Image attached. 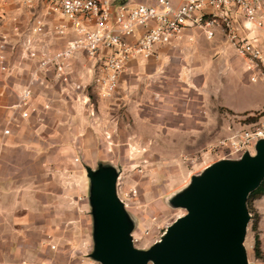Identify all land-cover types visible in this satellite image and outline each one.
<instances>
[{
  "label": "crops",
  "instance_id": "obj_1",
  "mask_svg": "<svg viewBox=\"0 0 264 264\" xmlns=\"http://www.w3.org/2000/svg\"><path fill=\"white\" fill-rule=\"evenodd\" d=\"M5 1H0V40L7 36L10 44L5 52V65L9 71L2 70L0 63V264H58L53 260L60 253H40V249L41 242L52 237L55 239L53 241L59 239L54 226L62 224L70 229L74 220L76 222L71 217H65L59 222V215L55 214V211L63 210V205L69 210L77 209L75 202L59 204L66 198L62 187L63 176L80 169L81 165L75 161L80 155L83 163V160L90 162L91 157H98L103 153L100 146L105 144L103 131L108 127L106 122H118L121 117L119 114L114 115L110 106L119 108L132 103V106L141 109L143 103L163 105V99L158 94L153 96L151 91L147 92L142 87L133 91L129 82L132 75L137 79L148 77L152 81L157 80L156 76L164 74L165 67V72L168 71V66L172 65L169 62L179 58L183 61L182 75L186 76V71H191L189 79H193V88L197 91L207 81L213 82L215 67L219 66L217 74L220 79L232 68H243L250 82L259 84L249 99L242 101L238 108L224 102L220 90L213 87L209 89L210 98L217 100L218 105L234 115L264 109V80L251 81L252 73L248 71V63L240 56L245 63L235 66V61L228 55L237 53L226 41L222 31L216 28L215 36L209 39L202 30L186 29L182 41L175 47H158L157 57L132 61L121 75L116 93L110 98L100 99L101 107L96 117H91L89 109L83 106V100L89 98L92 101L93 98L89 91L93 83L94 65L85 52H79L69 61V77L71 82L88 86L87 96L83 92L71 90L68 84L65 86L57 83L54 73L43 74L33 86L32 105L36 111L31 112L29 118H22L24 109L17 108L16 105L36 67L34 62L21 59V50L15 43L19 40L17 34L26 30L32 14ZM15 18L17 21H14ZM237 21L241 36L255 38L264 50V30L248 28L242 17H238ZM52 42V49L58 50L65 45L66 40L55 39ZM201 96V99H205L204 95ZM156 98L160 101H156ZM147 99L150 101L146 102ZM106 105L109 110L105 109ZM196 112L198 117L193 118L186 127L190 132H198L189 135L192 139L190 144L195 146L200 144L197 138L206 123L204 118H200L199 108ZM159 113L167 117H160V121L157 117H143L138 109L134 120L142 124L140 127L147 126L150 135L164 132L158 134L159 137L166 135L167 143H170L172 137L168 135L185 128L180 126L184 123L176 126L171 121L172 111ZM108 114L110 118L107 120ZM5 129H10L11 134L5 136ZM149 139L153 145H158L157 137ZM255 208L264 227V196L255 201ZM73 237L68 233L63 239L74 242ZM261 239L263 251L264 233L261 234Z\"/></svg>",
  "mask_w": 264,
  "mask_h": 264
},
{
  "label": "rangeland",
  "instance_id": "obj_2",
  "mask_svg": "<svg viewBox=\"0 0 264 264\" xmlns=\"http://www.w3.org/2000/svg\"><path fill=\"white\" fill-rule=\"evenodd\" d=\"M228 56L235 61L236 67L245 63V60H241L239 55H235L233 52ZM181 62L183 61L179 58L171 60L169 64L172 65L168 66V71L165 72V67L164 74L160 73L156 76L157 80L152 81L148 77L137 79L138 77L133 78L132 75L129 82L133 91L142 87L147 92L151 91L153 96L158 94L163 99L164 106L143 103L141 109L138 108L143 117H157V120L160 121V117H167V115L161 116L159 112L172 111L173 119L171 121L176 126L184 123L180 126H185V128L172 131V134L168 135L172 137L171 142L167 143L166 135H160V137L158 135L164 132H152L153 135H150L147 126H145L146 128L140 127L142 124L135 122V113L138 109L136 106H132V103L119 108L110 106L113 109V114H119L121 117L118 122H106L108 127L103 131L106 140H104L105 144L100 146L103 153L98 157H91L90 162L83 160V163H81L80 155L78 161H76L77 158L75 159L81 165L80 169L76 171L77 173L64 175L65 178L63 176L62 179L66 198H63L64 200L59 204L68 201L75 202L77 209L69 210L66 205H63V210L55 211V214L59 215V222L65 217L76 219V222L74 220L70 229H66L62 224L54 226L59 233V239L53 241L55 239L52 237L47 239L48 241L41 242L40 253H60V256L56 255L57 257L53 260L58 264H100L91 256L95 246V214L91 204V177L97 176L107 168H114L118 173L117 192L133 223L132 235L135 238L136 247L148 251L161 240L168 227L186 213L184 208L175 206L174 202L187 192L191 186L192 178L202 174L208 166L219 161L217 153L220 151V147L217 145L218 141L227 134L228 117L237 116V121H243L251 114H262L264 109L261 112H251L249 115H234L218 105L217 100L210 98L209 91L213 87L220 90L224 102L236 105L238 108L242 101L249 99V96L258 89L259 84L251 83L243 68H232L227 75L220 79L217 74L219 66L215 67L213 82L207 81L204 86L203 84L200 85L201 87L198 86L200 92L193 88V79L192 81L189 79L191 71L187 70V75H182L184 67ZM34 66L36 67V65ZM42 75L41 73L40 78ZM95 75L94 73L93 79ZM160 80L161 82H159ZM197 82L196 80L195 83ZM199 84L201 83L199 82ZM89 93L93 97L91 104H93L94 110L87 105L83 106L89 109L91 117H96L99 107H101V98L93 83ZM201 95H204L205 99H201L203 97ZM149 101L150 99L146 100V102ZM156 101L160 100L156 98ZM197 108H199L200 118L202 120L204 118L206 123L204 130L197 138L200 144L195 146L190 144L192 139L189 135L198 132H190L186 127L189 126V122L193 118L198 117ZM105 109L109 110L107 105ZM106 117L108 120L109 114ZM151 137L158 138L157 146L150 142L149 138ZM76 150L80 151L79 147H76ZM255 201L252 200L250 203L252 218L245 246L251 263L264 264V250L261 258H257L254 252L255 235L261 239V234L264 233L261 217L257 234L252 230L253 216L255 217L256 214ZM68 233L74 235V242H67L63 239V236L66 237Z\"/></svg>",
  "mask_w": 264,
  "mask_h": 264
},
{
  "label": "built area",
  "instance_id": "obj_3",
  "mask_svg": "<svg viewBox=\"0 0 264 264\" xmlns=\"http://www.w3.org/2000/svg\"><path fill=\"white\" fill-rule=\"evenodd\" d=\"M5 2L32 14L26 30L17 34L19 40L16 44L20 47L21 59L36 65L31 81L22 90L16 105L24 109L21 116L25 119L36 111L32 105L33 86L41 73L48 75L52 72L57 83L68 84L71 90L87 96L88 86L71 82L69 77V61L77 53L85 52L94 65L93 85L98 96L110 98L118 90L120 77L132 61L157 57L158 47H175L182 41L186 29L202 30L211 39L215 36V29L219 28L237 55L247 61L251 81L264 80V50L255 38L241 36L237 21L242 17L248 28L264 30V0ZM55 39H65V45L53 50L52 41ZM9 44L7 36L1 38L0 63L2 70L7 72L5 52ZM91 103L89 98L83 100V104L94 110ZM261 113L251 114L243 121H237V116L228 117L227 134L217 145L220 147L218 160L240 159L246 152L255 154L257 143L264 139V110ZM10 134V129L4 130L5 136ZM133 242L136 246L134 237Z\"/></svg>",
  "mask_w": 264,
  "mask_h": 264
},
{
  "label": "water",
  "instance_id": "obj_4",
  "mask_svg": "<svg viewBox=\"0 0 264 264\" xmlns=\"http://www.w3.org/2000/svg\"><path fill=\"white\" fill-rule=\"evenodd\" d=\"M91 178V256L100 264H253L245 246L252 218L248 199L264 181V139L254 155L219 160L194 176L174 202L186 213L148 251L134 245V226L117 192L116 170L103 169Z\"/></svg>",
  "mask_w": 264,
  "mask_h": 264
},
{
  "label": "trees",
  "instance_id": "obj_5",
  "mask_svg": "<svg viewBox=\"0 0 264 264\" xmlns=\"http://www.w3.org/2000/svg\"><path fill=\"white\" fill-rule=\"evenodd\" d=\"M258 112H260V111H258ZM244 115H249V113H246ZM254 119L255 118H250V120H254ZM263 196H264V181L261 184V186L250 195V197L248 199L249 212H252L251 211L252 208L250 207L251 201L260 199ZM253 218H254V223H253L252 230L257 234V229H258V226H259V219H260V215H259V213L257 211H256V214H255V217L253 216ZM254 252H255V255L257 256V258H261L262 257V252H263L262 251V243H261V239L258 237V235H255Z\"/></svg>",
  "mask_w": 264,
  "mask_h": 264
}]
</instances>
